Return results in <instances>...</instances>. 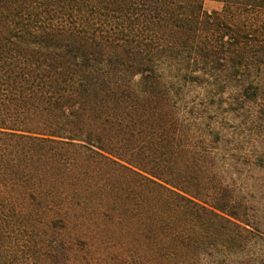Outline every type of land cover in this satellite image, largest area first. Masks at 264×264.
I'll return each mask as SVG.
<instances>
[{"label":"trees","instance_id":"16d2710c","mask_svg":"<svg viewBox=\"0 0 264 264\" xmlns=\"http://www.w3.org/2000/svg\"><path fill=\"white\" fill-rule=\"evenodd\" d=\"M0 264H264V0H0Z\"/></svg>","mask_w":264,"mask_h":264},{"label":"rangeland","instance_id":"374dc122","mask_svg":"<svg viewBox=\"0 0 264 264\" xmlns=\"http://www.w3.org/2000/svg\"><path fill=\"white\" fill-rule=\"evenodd\" d=\"M223 9V4L218 2L209 1L204 4V11L207 13H212L214 11H221Z\"/></svg>","mask_w":264,"mask_h":264}]
</instances>
